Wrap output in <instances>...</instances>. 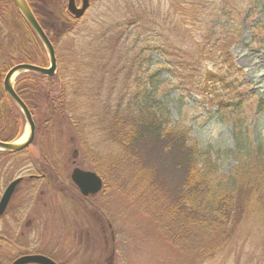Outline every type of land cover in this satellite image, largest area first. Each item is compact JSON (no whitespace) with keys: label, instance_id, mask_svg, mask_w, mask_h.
<instances>
[{"label":"rangeland","instance_id":"obj_1","mask_svg":"<svg viewBox=\"0 0 264 264\" xmlns=\"http://www.w3.org/2000/svg\"><path fill=\"white\" fill-rule=\"evenodd\" d=\"M33 1L37 6L42 4L43 8L44 2ZM60 1L68 15L67 0ZM173 1L183 0H91L90 8L83 17L76 19L68 15L65 18L67 25L64 26L62 21L55 23L60 31L55 30V15L51 17V11L57 15L58 1L49 0V4H45L48 7H44L48 13L45 22H50L52 26L49 27V34L54 41L58 68L55 75L49 77V90L40 89L33 104L35 122L39 126L44 125L46 131L38 132L28 154L18 156L17 172L18 175L27 174V169L32 166L44 169L48 174L45 182L48 183L49 194L45 201L47 206L39 201L28 206L27 210V195L18 196V206L23 211L17 216V238L23 246L17 247V253L25 251L30 244L29 247L34 250L53 254L60 259V264H264L263 242L257 238L256 231L251 232L249 228L239 232H242L244 242L230 245L213 256H203L192 250L190 245L183 247L165 239L157 217V196L145 188L137 189L141 175L134 174L135 163L118 161L110 167L109 157L103 156L118 152L117 145L104 130V122L88 121L86 126L91 134L88 137L82 135L84 131H81L80 118L83 114L92 113L101 116L104 112L101 104L107 100L112 86L111 73L105 76L103 69L96 66L90 81L86 79L90 84L88 90L93 94L100 93L92 99L94 106L85 107L83 97L73 94L78 91L83 76L87 78L85 73L88 70L82 64L83 48L86 50L92 38L116 23L135 22L141 27L145 16L155 18L159 14L158 8L167 12ZM261 17L256 15L246 20L245 38L250 46H239L237 56L240 65L246 68L248 92L264 96V36H260L264 27L257 22ZM19 20L17 12L8 26L0 23V65L26 56L29 43ZM250 25L257 27L252 30ZM140 31L138 29L135 34ZM33 46L35 53L41 48L44 59L40 62L47 63L44 46ZM137 58L139 61L135 62L131 73L128 71L131 77L126 81L122 79L112 95L113 100L119 98V91L138 94V98L145 95L144 87L155 92L164 118L170 125H184L191 139L210 150L220 164L221 174H229L236 163L227 154V149L232 145L231 126L237 115L245 117L251 134L261 132L264 142V119L256 117L254 110L257 97L247 102L243 110H239L240 113L232 116L228 110L224 115L213 116L216 108H207L197 87L181 86L162 70L158 64L162 59L158 54L151 52ZM27 73L21 72L13 81ZM50 106L57 110L54 117ZM24 131L19 132V139ZM28 133L29 130L21 140H25ZM75 167L95 171L102 177L103 189L94 198L80 197L70 179ZM74 195H78L81 201ZM30 220L33 225L28 226ZM10 251L14 253L6 246L0 251V256Z\"/></svg>","mask_w":264,"mask_h":264},{"label":"trees","instance_id":"obj_2","mask_svg":"<svg viewBox=\"0 0 264 264\" xmlns=\"http://www.w3.org/2000/svg\"><path fill=\"white\" fill-rule=\"evenodd\" d=\"M183 1H173L168 13L158 8L159 14L154 17L159 21L145 16L141 27L135 22L111 25L92 38L86 50L83 48L82 64L88 70L87 78L83 76L78 91L73 94L83 97L85 107L94 106L92 99L100 93L89 91L87 81L93 77L96 66L103 69L105 76L111 73L112 86L107 100L101 104L103 114H83L80 118L82 135L91 134L86 126L88 121L104 122V130L110 134L108 137L115 142L118 152L103 156L109 157L110 167L118 161L135 163L134 174L141 175L137 189L145 188L157 196V217L165 239L183 247L190 245L203 256H213L230 245L244 242L239 232L249 228L256 231L264 249L261 132L251 134L245 117L237 115L231 126L232 145L227 149L236 163L229 174H221L220 164L210 150L191 139L184 125H170L164 118L155 92L144 87L146 93L142 98L126 91H119L117 100L112 97L122 79L131 77V70L139 61L137 57L154 52L162 59L158 62L162 70L173 80L181 86L199 89L207 108H216L213 114L208 109L213 116L224 115L228 110L233 116L257 97L255 115L264 119V96L248 92L246 68L240 65L237 56L239 46H250L245 38L246 20L260 15L257 22L264 27V0ZM62 4L60 0L56 4L58 16L51 11V17L55 15V30L59 28L55 25L60 23L58 17L65 23L69 15ZM44 7L47 6H32L49 33ZM256 27L250 25L252 30ZM138 29L141 31L135 34ZM262 34L261 37L264 30ZM33 36L34 44L41 45L35 33ZM19 61L29 60L25 57ZM8 64L7 60L1 67L5 69ZM50 110L52 116L57 113L54 106Z\"/></svg>","mask_w":264,"mask_h":264},{"label":"flooded vegetation","instance_id":"obj_3","mask_svg":"<svg viewBox=\"0 0 264 264\" xmlns=\"http://www.w3.org/2000/svg\"><path fill=\"white\" fill-rule=\"evenodd\" d=\"M44 4H49L48 0H41ZM58 1V0H57ZM68 1V0H67ZM30 7L32 8L33 5H36L33 0H27ZM46 2V3H45ZM61 2V1H60ZM82 0H76V3L80 5ZM34 14L35 11L32 8ZM17 12L19 13L18 9L16 8L13 0H0V23L1 25L8 26L9 22H12L13 18H15ZM71 17V14L68 13ZM20 20L22 22L21 28L22 31L25 33L27 37V41L29 43V48L26 49V59L28 62H23L16 60L13 63H9L5 69L0 65V141L10 142V141H19V132L22 129L26 130L27 128V119L22 111V109L17 105V103L10 97L7 93L4 81L7 72L15 65L19 63H32L39 66H48L47 63L40 62V59L43 60L42 57L43 52L41 48L38 52H34V31L31 26L25 21L24 17L19 13ZM36 16V14H35ZM39 22L40 19L36 16ZM42 19V18H41ZM58 22L63 21L58 17ZM41 24V23H40ZM62 24L65 26L64 21ZM47 27H52L50 22H46ZM42 26V25H41ZM43 28V26H42ZM44 29V28H43ZM45 30V29H44ZM46 31V30H45ZM47 32V31H46ZM49 34V33H48ZM23 57V58H25ZM14 59V58H13ZM22 60V59H20ZM36 60L37 63H33ZM26 77H17L15 81H13V86L18 94V96L23 100L26 106L32 113L33 119V109H34V101L36 95H38L40 89L49 90L51 85V81L49 77H40L35 78L33 76V71H27ZM37 74V73H35ZM25 75V74H24ZM23 75V76H24ZM20 76V75H19ZM44 76V75H43ZM14 80V79H13ZM12 105V106H11ZM9 108V111H7ZM35 122V119H34ZM48 122V121H47ZM30 130V129H29ZM46 131V127L44 125L39 126L35 122V138L29 146L25 147L19 151H7L0 149V251L2 248L9 246L10 250H14V253L11 251L9 253L5 252L4 256H0V264H12L17 258L24 256V255H34V254H41L47 256L54 260L57 264H60L56 257L50 255L48 252L34 250L29 247L20 253H17V247H22L23 244L18 242V220L17 216L19 213H22L21 207L18 206V196H25L27 195V207H30L31 204L34 202L38 203L39 201L43 202L44 206H47L46 198L48 197V183L45 180L48 179L47 172L42 169L39 170L37 167L27 169L29 172L27 174L18 175L17 172V159L18 156H22L24 154H28L30 151V147L34 144V141L37 138L38 132ZM25 133V131H24ZM21 141V139H20ZM23 141V140H22ZM28 160V159H27ZM20 179V181L15 185L13 191L10 194L11 187L13 182ZM71 179V175H70ZM72 181V179H71ZM73 182V181H72ZM74 183V182H73ZM75 185V183H74ZM76 186V185H75ZM77 187V186H76ZM78 193L80 197H84L85 199L94 198L95 195L84 196L81 194L79 188ZM22 193V194H21ZM10 194V195H9ZM7 198H6V197ZM74 197L81 201V198L78 195H74ZM6 198V199H5ZM19 209V210H18ZM76 225H79V222H75ZM27 225H33V222L30 220L28 221ZM28 264H37V263H28Z\"/></svg>","mask_w":264,"mask_h":264},{"label":"water","instance_id":"obj_4","mask_svg":"<svg viewBox=\"0 0 264 264\" xmlns=\"http://www.w3.org/2000/svg\"><path fill=\"white\" fill-rule=\"evenodd\" d=\"M13 1L18 11L21 13V15L24 17L26 22L31 26L35 34L42 42L49 59V65L39 66L32 63H19L13 66L5 76L4 85L6 91L10 95V97L17 103V105L22 109L30 129L27 138L23 141H10V142L0 141V149L7 151L22 150L25 147L29 146V144H31L35 138V122L32 113L29 110V108L26 106V104L23 102V100L18 96V94L14 89L13 86L14 76L24 71H33L42 75L52 77L55 75L57 70V56H56V50L54 44L50 39L49 35L45 32V30L42 28L41 24L37 20L29 3L27 2V0H13ZM90 3L91 0H82V4L79 6L76 3V0H68L67 8L68 11L75 18H81L85 15L87 10L89 9ZM71 179L75 183V185L79 188L81 194L84 196L95 195L99 193L103 189V185H104L102 177L97 172L91 170H84L79 167H75L73 169L71 173ZM19 181L20 179L13 182L10 194L13 191L15 185ZM28 263L57 264L51 258L41 254H34V255L29 254V255L21 256L17 258L12 264H28Z\"/></svg>","mask_w":264,"mask_h":264},{"label":"bare ground","instance_id":"obj_5","mask_svg":"<svg viewBox=\"0 0 264 264\" xmlns=\"http://www.w3.org/2000/svg\"><path fill=\"white\" fill-rule=\"evenodd\" d=\"M28 127L26 128V130H25V134L23 135V137H25L26 136V134H27V132H28ZM23 137L21 138V139H23ZM22 141V140H21Z\"/></svg>","mask_w":264,"mask_h":264}]
</instances>
